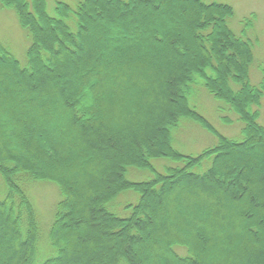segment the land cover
I'll list each match as a JSON object with an SVG mask.
<instances>
[{
  "label": "trees",
  "instance_id": "obj_1",
  "mask_svg": "<svg viewBox=\"0 0 264 264\" xmlns=\"http://www.w3.org/2000/svg\"><path fill=\"white\" fill-rule=\"evenodd\" d=\"M0 7L30 38L25 66L0 49V264H37L39 221L26 184L40 181L59 190L42 236L53 255L41 264H96L88 247H97V264H264V69L251 84L252 43L231 30V6L83 0L57 2L54 16L47 0ZM204 90L237 116L242 140L190 105ZM182 120L215 146L177 151ZM154 160L173 165L159 171ZM130 168L151 177L130 181ZM127 192L138 198L120 217L108 206Z\"/></svg>",
  "mask_w": 264,
  "mask_h": 264
},
{
  "label": "rangeland",
  "instance_id": "obj_2",
  "mask_svg": "<svg viewBox=\"0 0 264 264\" xmlns=\"http://www.w3.org/2000/svg\"><path fill=\"white\" fill-rule=\"evenodd\" d=\"M81 1L83 0H47V11L51 16H54V8L57 2H62L75 8ZM202 1L206 4L217 3L232 7L234 14L229 20V26L235 35L250 40L252 43L254 59L249 69V77L251 84L258 86L262 80L261 71L264 69V0ZM156 9L157 11L159 10L160 13L166 10L163 7H157ZM101 16L102 14L99 15V17ZM130 21L131 18L129 17L126 19L125 23ZM247 22H249V26L246 27ZM39 27L44 28V24H39L38 29ZM29 46V35L27 31L20 27L15 12L9 7H0V49H4L11 53L20 62L21 66H25L27 64L26 52ZM192 99H194L195 103H193ZM190 105L211 123L221 135L236 141L242 140L243 125L238 120L237 116L229 110H220L223 103L216 101L205 90L192 94L190 97ZM258 111V123L264 127V99H262ZM224 118H228L230 122L225 123L223 121ZM173 137L174 148L184 155H199L204 150L212 148L216 144V139L211 134L202 129L199 125L186 120H182L179 128L174 131ZM35 151L37 150L35 149ZM30 153L36 152L33 150L30 151ZM152 164L155 169L159 171H163V166L165 165H167V167L173 165V163L167 160H154ZM40 176L45 175L41 174ZM126 177L130 181L142 182L149 180L151 176L148 172L137 171L130 168L127 170ZM26 185L27 194L32 201L37 220L39 221L40 238L37 245L36 263L41 264L53 255V253L50 255L51 251L49 252L51 249L49 242L42 236L48 235L49 227L53 222L55 205L59 200V190L55 184L46 181L33 182ZM1 197L2 195L0 194V198ZM137 198L138 196L132 192L124 193L116 199V206L110 204L108 209L120 217H125L128 215L124 211L125 206L135 203ZM195 198L197 202L198 200L209 202L208 200L210 199L207 195L204 196L200 193L195 194ZM210 203L213 204L214 201ZM121 209L123 214H120ZM4 218L7 222L11 221V217L7 216V214L4 215ZM140 232L142 234V231ZM110 237V242L114 241L115 237ZM99 240L102 243L105 241L100 238ZM110 245L112 247V244ZM88 250L89 252L91 251V256L96 260L97 264V247L93 249L88 247ZM79 263L84 264L85 259Z\"/></svg>",
  "mask_w": 264,
  "mask_h": 264
}]
</instances>
